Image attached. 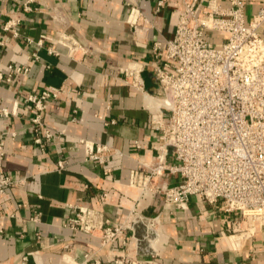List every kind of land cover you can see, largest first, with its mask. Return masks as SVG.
I'll return each mask as SVG.
<instances>
[{"label": "crops", "instance_id": "0c3cea01", "mask_svg": "<svg viewBox=\"0 0 264 264\" xmlns=\"http://www.w3.org/2000/svg\"><path fill=\"white\" fill-rule=\"evenodd\" d=\"M24 1L0 0V72L7 75L10 64L29 67L26 73H15L11 82L0 81V107L16 111L0 115V176L26 178L24 184L0 193V264H21L22 254L28 255V264H67L66 258L82 262L88 252L103 264H114L108 258L116 249L99 251L100 238L74 232L64 220L73 213L71 205L102 209L122 220L137 203L139 191L130 186V173L140 166L138 154L147 161L155 158L156 134L147 129L153 102L119 78V66L132 60L153 62V44L174 37L182 0H165L158 11V0H36L38 9L33 12L24 11ZM131 5L148 21L129 24ZM261 11L264 0H246L247 20ZM9 19L20 21L19 35L3 29ZM62 33L83 48L74 58L67 46L58 45L57 55L48 50L50 43L39 48L27 41ZM259 33L264 38V21ZM208 38L220 44L226 36L216 32L208 33ZM144 77L149 92L157 93L152 70ZM51 86L62 94L43 113L39 132L45 141L39 145L32 122L36 111L24 99ZM46 130L56 136L46 139ZM81 138L122 151L109 158V175L98 162L87 159ZM59 160L64 163L61 169ZM139 208L154 214L161 210L162 199L145 196ZM230 216L214 213L198 195L191 197L184 214L165 212L161 264H264L260 234L241 242L239 249L232 246L227 238Z\"/></svg>", "mask_w": 264, "mask_h": 264}, {"label": "built area", "instance_id": "2783aa9c", "mask_svg": "<svg viewBox=\"0 0 264 264\" xmlns=\"http://www.w3.org/2000/svg\"><path fill=\"white\" fill-rule=\"evenodd\" d=\"M35 3L25 0L24 11L38 9ZM165 4L158 0L157 11ZM245 6L246 0H228L226 6L220 0H182L174 37L153 44V62L132 60L119 66V78L153 102L147 129L156 134L155 158L147 161L137 155L140 166L131 170L129 184L139 191V197L122 220L81 205H71L73 213L64 220L66 228L100 238L99 251L116 249V254L109 251V262L161 264L167 238L163 214H184L190 209L191 197L197 195L206 199L214 213L232 216L229 237L241 236L244 241L260 234L264 239V38L259 33L264 12L247 20ZM147 21L131 5L128 23L138 26ZM19 23L18 19L6 20L3 29L17 36ZM216 32L226 36L220 44L208 38V33ZM27 41L39 48L50 43L48 50L57 55L58 45L67 46L71 58L83 49L65 33ZM34 58L39 56L35 53ZM8 69L7 75L0 72V81L11 82L15 73H26L29 67L10 64ZM149 69L158 87L154 94L144 77ZM61 94L60 88L51 86L26 95L25 102L32 103L36 111L32 118L36 144L45 141L39 132L44 126L43 113ZM1 114L10 116L16 111L0 107ZM55 136L45 131L46 139ZM80 142L87 159L98 162L105 175L112 172L109 158L123 154L109 144L85 138ZM58 164L64 167L63 160ZM25 182L26 178L0 176V193ZM145 196L161 198V210L149 214L139 208ZM20 260L28 264V255L22 254ZM65 262L103 264L89 252L82 262L69 258Z\"/></svg>", "mask_w": 264, "mask_h": 264}, {"label": "bare ground", "instance_id": "6f19581e", "mask_svg": "<svg viewBox=\"0 0 264 264\" xmlns=\"http://www.w3.org/2000/svg\"><path fill=\"white\" fill-rule=\"evenodd\" d=\"M230 239L231 243H232V246L234 247H238L239 246V243H241L243 241V238L241 236H233V237H227Z\"/></svg>", "mask_w": 264, "mask_h": 264}, {"label": "water", "instance_id": "95a60500", "mask_svg": "<svg viewBox=\"0 0 264 264\" xmlns=\"http://www.w3.org/2000/svg\"><path fill=\"white\" fill-rule=\"evenodd\" d=\"M147 82V81H146Z\"/></svg>", "mask_w": 264, "mask_h": 264}]
</instances>
